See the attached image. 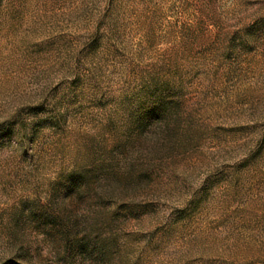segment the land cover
I'll return each instance as SVG.
<instances>
[{"label": "rangeland", "instance_id": "1", "mask_svg": "<svg viewBox=\"0 0 264 264\" xmlns=\"http://www.w3.org/2000/svg\"><path fill=\"white\" fill-rule=\"evenodd\" d=\"M0 264H264V0H0Z\"/></svg>", "mask_w": 264, "mask_h": 264}]
</instances>
